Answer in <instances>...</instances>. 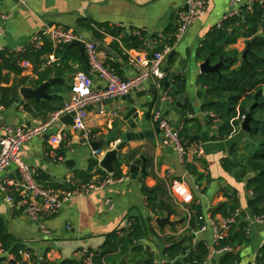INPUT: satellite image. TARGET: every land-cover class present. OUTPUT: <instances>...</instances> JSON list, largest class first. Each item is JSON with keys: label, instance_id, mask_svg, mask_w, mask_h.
I'll use <instances>...</instances> for the list:
<instances>
[{"label": "crops", "instance_id": "1", "mask_svg": "<svg viewBox=\"0 0 264 264\" xmlns=\"http://www.w3.org/2000/svg\"><path fill=\"white\" fill-rule=\"evenodd\" d=\"M185 5L186 0H0V25L4 29V33L0 35V53H3L5 58L11 59L12 64L17 63L21 69L17 72L10 68L9 61L0 59L1 95L5 92L11 99L15 95L14 91L6 92V90L17 86V94L13 102L6 105L0 119V133L3 125L34 127L45 122L51 115V112L44 115L27 110L25 105L30 98H23L20 94V88L26 85L33 86L39 75L34 72L32 62V66L28 69L20 65L22 59H19V55L23 52L19 49L26 48L32 36L45 24L75 30L77 26L89 30L82 25V22L91 24L105 35L103 42L98 38L96 42L104 61L115 71L118 69L121 76L127 79L137 74L136 69L129 63V52L153 54L160 45L153 47L150 41L161 33L175 30L178 12ZM229 9V0H209L205 16L190 27L167 55L163 67L166 77L169 76L159 89L160 99L166 91L172 96V101H163L159 111L174 127L185 126L190 135L195 137V141L190 144L191 154L186 158V162L195 165L200 178L186 169L185 163L171 146L164 144L163 133L153 119L155 107L149 120L144 118L145 110H139L143 129L152 130V135L145 139L128 141L119 151L118 157L120 160L123 154L136 152V158L141 156L145 158L141 159L136 172L138 177L141 176L145 165L146 173L141 176L140 181L134 179L130 172L132 161L129 164L123 162L121 165L123 174L129 175V179L115 178L103 189L81 198L71 199L62 205L58 213L41 222L31 220L25 208L8 203L0 191V217L6 222L9 233L19 244L28 248L34 257L47 260L51 264H59L64 259L81 261L83 249L98 253L107 236L113 231L125 228L126 220L132 217L142 219L154 230L143 242L155 254V264H163L166 259L163 254L165 246L169 245L170 240L179 239L188 232L190 207L194 202L201 206L205 216H210L212 207L227 201V194L237 191L241 208L247 213V219L246 217L244 219L248 222L250 242L237 247L234 252H239L241 255L238 264L254 263L264 246V219H253L254 215L248 206L253 193L248 190L245 180H239L235 173L228 172L222 165L232 146L236 145L240 152L246 150L250 142L249 135L240 128L228 138L216 137L219 134L221 120L212 113L202 110L205 98L199 96L201 88L198 85V78L203 73L201 65L205 60L198 58V51L202 48L208 33L225 19ZM106 24L121 29L120 35L116 37L107 33ZM82 34L91 39L88 32L84 31ZM113 43L118 50L111 47ZM58 48L52 46L53 52L50 54L55 56L56 63L60 65L61 59L55 53ZM245 48L244 38L227 47L240 52L245 51ZM50 54L44 57L49 59ZM70 64L74 72H68L65 76L51 74L50 78H56L58 81L50 84L47 89L50 98L32 99L35 102L46 103L57 110L69 97L74 76L79 71L91 73L96 87L103 85L102 80L90 71L87 57H84V63L70 62ZM179 78L185 81L184 90L177 86L176 82ZM167 82H170L169 86H166ZM152 86V82H145L138 86L137 90L133 89L125 96L107 101L105 114L99 113L96 105L91 106L87 122L99 135L90 143H85L78 132L71 131L72 143L63 146L59 151L63 155L62 162L54 161L47 154L48 139L51 135L70 127L72 119L66 118L63 121L60 119L51 127L56 129L50 135L42 134L27 142L21 150V155L30 165L37 168L39 182L55 188L66 187L67 178L75 177L78 170H87L92 159L98 160L99 167L103 168L100 162L105 153L114 148L115 142L117 145L123 142L120 135L122 131L131 130L126 122L122 121L128 105L133 101L151 100ZM145 92L147 95H143ZM95 142L101 144L98 148L102 152L100 155L94 152L98 150L92 146ZM196 144L202 145L204 153L200 159L192 160L191 156ZM94 172L95 169L91 174ZM15 173L16 168L13 166L11 174ZM159 179L166 180L165 197L174 212L167 210L165 215L155 217L142 188L144 183L149 187L156 186ZM107 200L113 201L112 209L106 206ZM160 217L168 219L161 224L157 221ZM216 218L220 219V222L223 221L219 215ZM194 237L211 247L210 255L204 264H217L219 254L214 253L213 249L215 242L213 228L208 227L202 232L195 231ZM0 264L20 263L14 262L12 253L0 248Z\"/></svg>", "mask_w": 264, "mask_h": 264}, {"label": "trees", "instance_id": "2", "mask_svg": "<svg viewBox=\"0 0 264 264\" xmlns=\"http://www.w3.org/2000/svg\"><path fill=\"white\" fill-rule=\"evenodd\" d=\"M82 25L93 31L99 41H104L105 35L91 24L82 22ZM105 30L116 37L121 33V29L112 28L107 24ZM173 32L171 30L167 33L172 34ZM240 38L245 39V50L248 49L245 59H242L244 51L227 49L230 44L237 42ZM174 41L171 39L167 43L173 45ZM111 47L117 49L115 43ZM163 47L162 44L156 50H162ZM26 48V51L19 55V59H26L34 64V72L39 75L34 85H39L47 80L51 74L65 76L68 72H74L70 62L84 63V57L79 49L70 44L55 50L56 55L61 59L60 65L56 61L48 64L49 59L44 57V55L53 52L49 41H46L39 50L29 45ZM222 57L224 64L217 72L202 73L198 78V85L201 88L199 96L205 98L202 110L220 118L219 134L216 136L218 138H228L235 134L240 130L244 117L251 115L252 129L248 132L250 142L246 150L240 152L236 145L232 146L229 155L223 159L222 165L228 172L235 173L239 180H245L249 173L254 174L246 182L248 190L253 193L248 206L255 217L264 218V3L254 4L251 11L243 8L240 15L223 19L219 26L208 33L202 48L198 51V58L203 60L209 58L211 64H217ZM1 58L10 62L11 69L20 72L21 69L17 66V63L12 64V60L5 58L3 53H0ZM44 65H46L45 68ZM116 72L121 76L118 69ZM168 76L163 80L162 85L165 84ZM176 83H178L179 89H185L183 79L179 78ZM9 91L15 93L11 99L8 98L7 93L4 92L2 95L0 93L1 102L5 106L13 102V98L17 94V86L6 90V92ZM150 92L154 97L160 98L159 88L155 85L152 86ZM25 106L31 112L37 111L44 115L56 111L48 104L35 102L32 98ZM180 135L184 145L190 147L188 142L192 136L185 126L182 128ZM136 154V152H129L120 157V160L115 163V170L112 173L114 178L123 176L122 163H131L136 159ZM60 155H62L61 152ZM185 167L189 172L200 178L193 163L185 162ZM93 169H95V172L91 174ZM108 175L107 171L99 167L98 160L92 159L88 169L76 171L75 177L83 181H91L96 177L103 179ZM165 184L166 180L160 179L154 187L143 184L142 191L155 217L165 215L167 210L174 212L165 197L167 194ZM227 197V201L221 202L210 209V217L216 223H221V220L216 218L218 215L222 217L223 221L235 217L236 222L231 225L224 238L214 242L213 249L229 248L219 254L217 264H238L241 261V255L239 252H234V250L250 242L248 222L244 219L247 213L241 208L237 191L230 192ZM237 211H240L238 215H236ZM202 216L205 217L201 206L194 202L190 207L189 230L184 236L170 240L169 245L165 246L163 254L166 259L163 264H204L210 255L211 247L201 240H196L194 243V232L205 224V219H201ZM130 219L133 224L128 231L121 228L107 236V240L100 251L95 253L97 264H155V254L143 242L148 234L154 232V230L140 218L131 217ZM0 248L12 253L16 263L51 264L47 260L34 257L28 248L19 244L9 233L6 222L2 217H0ZM21 251L26 252L28 256H24ZM59 264H83V261L77 262L73 259H64ZM256 264H264V246L258 253Z\"/></svg>", "mask_w": 264, "mask_h": 264}, {"label": "built area", "instance_id": "3", "mask_svg": "<svg viewBox=\"0 0 264 264\" xmlns=\"http://www.w3.org/2000/svg\"><path fill=\"white\" fill-rule=\"evenodd\" d=\"M263 4L264 0H229L230 9L224 18H230L240 15L243 8L251 11L254 4ZM209 0H186V5L178 12L176 28L172 34L161 33L157 38H152L150 45L153 47L164 45L162 50H156L153 54L129 52V63L136 69L137 74L130 78H122L110 65L106 64L99 49L98 44L86 38L82 33L72 28L45 24L40 31L36 32L29 46L39 50L46 41H49L54 48L71 44L75 40L83 41L90 71L97 75L103 82L102 86L96 87L91 73L79 71L74 76L71 86V92L67 100L56 111L51 113L49 118L40 125H3L0 133V191L4 194L6 201L11 204H17L25 208L29 218L36 222L49 218L59 212L62 205L74 198H81L103 189L115 178L112 173L105 178L96 177L91 181H80L75 177H68V186L55 188L50 185H44L39 182V172L37 168L30 165L21 155L23 146L32 138L45 134L49 128L56 124L66 115L72 116V124L67 129L51 135L48 139L47 154L56 162H62L63 156L59 151L63 146L72 143L71 131L78 132L85 143H90L92 139L99 134L94 132L89 126L87 119L91 106H97L99 113H106V102L129 94L134 88H137L145 82H152L157 88H162V82L166 77L164 63L174 44L181 40L188 32L190 27L203 16L208 10ZM4 33L0 25V35ZM141 33V32H139ZM175 40L173 45L168 44V40ZM27 48H20V52H25ZM56 61L54 55H50L48 64ZM20 65L24 69L30 68L31 62L23 59ZM264 96V82H263ZM162 101H172V96L168 91L161 96ZM6 109L0 98V119ZM153 119L158 124L164 136V144L171 146L180 156L182 162L191 154L190 147H186L182 141L180 132L182 127H174L166 119L161 111L156 110L153 113ZM246 117H244L245 119ZM243 119V120H244ZM114 148L117 142L113 144ZM100 155L101 150L94 151ZM202 145L196 144L192 152V160H198L203 155ZM15 166L16 173L11 174V168ZM120 179H129V175L123 174ZM108 209L114 207L112 200L106 201ZM240 211H237L238 215ZM205 219V224L198 229V232L212 227L214 230V240L218 241L227 235L231 225L236 222L235 217L226 219L221 223H216L210 216L201 217ZM247 219V217H246ZM255 220L264 218L253 217ZM132 220L125 222V228L129 230L132 226ZM249 230V229H248ZM196 239L194 240V243ZM229 248L214 250V253L220 254ZM24 256L28 254L21 251ZM83 264H97L95 261V252L89 249L81 251ZM253 264H256V260Z\"/></svg>", "mask_w": 264, "mask_h": 264}, {"label": "water", "instance_id": "4", "mask_svg": "<svg viewBox=\"0 0 264 264\" xmlns=\"http://www.w3.org/2000/svg\"><path fill=\"white\" fill-rule=\"evenodd\" d=\"M79 30L81 33L86 31L89 33L90 37L92 40L95 42H98L97 37L90 31L83 29L81 26H77L76 28ZM71 46H76L80 49L82 55L86 57V52H85V44L83 41L80 40H75L71 44ZM248 53V49H246L243 53V59L246 58V55ZM172 55V54H171ZM223 59L217 63V64H211L209 58H207L204 63L201 65V70L203 73H212V72H217L220 67L223 65ZM58 79L56 78H48L47 80L43 81L39 85H33V86H23L20 88V94L23 98H34L35 100H40V99H48L51 97V95L47 92L48 87L50 84L57 82ZM170 82L166 83V86H169ZM134 90H137V88H134ZM178 93V92H177ZM143 95H147V92L143 93ZM149 96V95H148ZM20 99V98H18ZM163 101L160 98L154 97L151 98V100H147L145 102H139V101H133L128 105V109L122 119L123 122H126V124L130 127V131H122L120 135L123 138V142L118 144L115 148L108 150L103 159L101 160L100 164L101 166L109 173H113L115 170V163L119 161L118 153L119 151L126 145V143L130 140H140V139H145L148 138L149 136L152 135V130H144L143 129V122L141 120V117L139 116V110H145L144 113V118L146 120H149L151 118V113L153 108L155 107L156 110H160L161 107L163 106ZM66 118L72 119L71 115H66L65 118H62V121ZM252 118L251 115L249 114L246 116V118L243 120L241 129L245 131L246 133L250 132L252 129V124H251ZM141 130H137L140 129ZM56 128H49V130L45 133L46 136L50 135L52 132L55 131ZM195 137L192 136L189 140V144H192L194 141ZM93 148L98 149L100 148L101 144L100 143H93ZM141 159H145L143 156L136 158L135 160L132 161L130 164V172L133 176L134 179L141 180L142 175L146 173L145 165H143L142 169V175L137 176V169L138 166L141 162ZM253 173H249L246 178L245 182L249 181L251 177H253ZM27 213V212H26ZM166 219L168 218H158L157 221L161 224H164Z\"/></svg>", "mask_w": 264, "mask_h": 264}]
</instances>
